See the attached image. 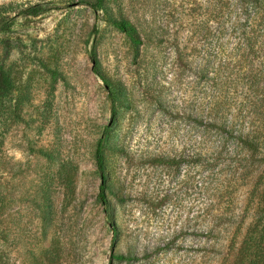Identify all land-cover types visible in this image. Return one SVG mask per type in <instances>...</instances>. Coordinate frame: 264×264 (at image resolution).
<instances>
[{
    "label": "rangeland",
    "instance_id": "1",
    "mask_svg": "<svg viewBox=\"0 0 264 264\" xmlns=\"http://www.w3.org/2000/svg\"><path fill=\"white\" fill-rule=\"evenodd\" d=\"M95 1L0 0L13 83L0 103V264H235L264 157L213 119L212 89L223 85L226 125L264 140V54L252 81L230 56L234 0H105L94 13ZM32 6L44 13L20 15ZM114 18L137 27L139 49Z\"/></svg>",
    "mask_w": 264,
    "mask_h": 264
},
{
    "label": "trees",
    "instance_id": "2",
    "mask_svg": "<svg viewBox=\"0 0 264 264\" xmlns=\"http://www.w3.org/2000/svg\"><path fill=\"white\" fill-rule=\"evenodd\" d=\"M105 0H96L95 2H87V5L94 13L102 9ZM229 6V13H235L236 16L231 22L232 30L237 35L236 47L232 49L230 56H238L239 61L250 64L246 77L252 81L254 77L253 67L257 58L264 54V0H234ZM44 12L36 10L35 6L28 7L20 12L22 17H39ZM112 25L122 32L130 41L135 49L143 44V40L137 27L125 18H114L111 20ZM9 26L2 25L0 31H5ZM92 71L100 78L104 86L108 90V96L111 103V112L115 114V106L118 99V94L112 89L111 80L106 77L98 68V60L94 52L91 53ZM222 84L215 91L213 90V99L211 102V116L222 120V127L227 131L228 137L237 140L241 149L246 151L253 159L260 156L264 157V140L256 135L253 130L243 132L240 130L238 122H231L230 125L225 124L224 112H220V107L223 102L221 97ZM13 91V83L8 72L0 68V103L10 100ZM224 103V102H223ZM222 109V108H221ZM102 140L99 141L96 150L95 159L97 169L101 175V186L99 198L105 205L104 196V155ZM264 160V159H263ZM262 205L255 221L249 226L246 235L238 250V255L235 264H264V193L262 195ZM213 223H216L215 221ZM114 237V236H113ZM111 259L118 261L129 260L128 257L122 254H112Z\"/></svg>",
    "mask_w": 264,
    "mask_h": 264
}]
</instances>
